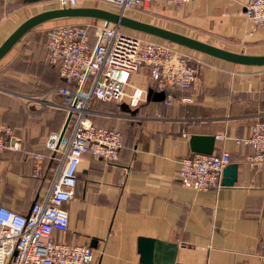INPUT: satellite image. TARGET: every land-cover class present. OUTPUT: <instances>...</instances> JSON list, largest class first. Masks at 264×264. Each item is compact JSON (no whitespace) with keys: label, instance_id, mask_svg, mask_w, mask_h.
<instances>
[{"label":"crops","instance_id":"0c3cea01","mask_svg":"<svg viewBox=\"0 0 264 264\" xmlns=\"http://www.w3.org/2000/svg\"><path fill=\"white\" fill-rule=\"evenodd\" d=\"M249 1L173 5L149 0L123 16L230 52L264 55V29L255 30L241 13ZM80 7L117 13L98 0H84ZM52 9H57L55 0H0V45L22 22ZM55 22L28 32L0 61V124L20 142L18 151L0 153V205L22 214L47 194L61 157L56 153L59 161H50L45 148L47 138L60 136L65 123L55 94L63 82L46 61L49 28L44 26ZM59 26L64 25L51 28ZM192 54L197 79L189 90L154 101L161 92L149 70L141 68L131 76L128 90L146 92L138 108L126 100L105 115L95 111L99 102L90 109L94 125L122 133L123 146L113 162L81 158L72 200L63 206L68 229L55 232L53 240L90 247L91 264H142L139 238L155 241L152 264H264V171L249 166L253 151L242 143L251 126L264 120V67ZM149 90L154 94L150 99ZM182 97L191 102H180ZM193 135L214 136L213 154H229V165L236 168L232 186L195 192L181 185L179 162L193 154ZM66 144L64 137L59 151ZM36 154L43 158L38 176L32 161ZM223 179L221 173V183Z\"/></svg>","mask_w":264,"mask_h":264},{"label":"built area","instance_id":"2783aa9c","mask_svg":"<svg viewBox=\"0 0 264 264\" xmlns=\"http://www.w3.org/2000/svg\"><path fill=\"white\" fill-rule=\"evenodd\" d=\"M84 0H55L57 9L80 7ZM114 7L117 14L144 8L149 0H98ZM183 5L191 0H165ZM255 30L264 29V0H250L241 12ZM95 27L94 43L90 44L87 26L64 25L46 32L47 63L56 68L63 86L56 91L60 108L70 120L64 137L66 147L59 151V136L50 135L45 148L49 160L59 161L56 176L47 194L32 203L27 213H18L0 205V264H91L93 250L87 246L56 243L55 232L65 233L69 218L64 204L72 200L76 173L83 156L107 162L116 161L123 146L118 130L97 127L90 120L95 102L127 105L138 108L146 92L131 88V76L141 68L149 70V79L159 92L171 99L174 90L187 91L196 82L197 63L192 51L183 52L168 42L154 41L143 35L125 33L116 25L100 21ZM169 93V94H167ZM182 103H190L187 97ZM19 140L9 136L0 124V153L18 151ZM241 143V142H238ZM243 144L253 151L248 163L264 171V120L256 121ZM60 153L59 160L55 158ZM42 156H32L34 174L39 175ZM230 164L226 152L212 155L192 154L179 162L178 180L195 192L220 190L222 170ZM264 259V255L261 256Z\"/></svg>","mask_w":264,"mask_h":264},{"label":"water","instance_id":"95a60500","mask_svg":"<svg viewBox=\"0 0 264 264\" xmlns=\"http://www.w3.org/2000/svg\"><path fill=\"white\" fill-rule=\"evenodd\" d=\"M29 2H41L43 0H27ZM91 19L103 22L105 25H116L120 28L137 32L143 35L175 44L177 46L195 51L200 54L208 55L218 60L235 65L249 67H264V55H247L243 53L230 52L190 37L148 24L126 16L96 8V7H77L52 9L36 14L22 22L0 45V61L11 51V49L31 30L48 22ZM153 91L149 90L147 98L153 96ZM154 97V96H153ZM154 101H163L165 93L155 94ZM159 97V99H158ZM70 120V115L65 119L64 126L59 136V141L63 138ZM216 140L214 136L193 135L189 139L190 151L193 154L212 155L215 150ZM222 186H232L236 179V168L233 165L226 166L222 171ZM228 178V179H227ZM155 241L148 238L138 239V252L140 263L152 264Z\"/></svg>","mask_w":264,"mask_h":264},{"label":"rangeland","instance_id":"374dc122","mask_svg":"<svg viewBox=\"0 0 264 264\" xmlns=\"http://www.w3.org/2000/svg\"><path fill=\"white\" fill-rule=\"evenodd\" d=\"M110 6V5H109ZM90 21V20H88ZM87 21V22H88ZM83 22H81L80 20H70V21H58V22H55L53 24H48V25H45L44 28H51L53 26H57V25H82ZM100 25L99 23H96V22H93V21H90L88 24H83L82 26H87L89 27L88 29L89 30H92L93 32H95V27ZM48 30V29H47ZM125 33H128V34H131V35H135L134 32H131V31H128V30H123ZM97 107L95 108V111L99 112V113H102V114H106V113H109L111 112V110H113L112 107L115 108V105L113 104H107V105H102L99 103L96 104Z\"/></svg>","mask_w":264,"mask_h":264},{"label":"trees","instance_id":"16d2710c","mask_svg":"<svg viewBox=\"0 0 264 264\" xmlns=\"http://www.w3.org/2000/svg\"><path fill=\"white\" fill-rule=\"evenodd\" d=\"M88 20H91V19H88ZM92 21L100 23V21H97V20H92ZM122 29H123V28H122ZM123 30H126V29H123ZM128 31H129V30H128ZM131 32H133V31H131ZM134 33H135V35H143V34H140V33H137V32H134ZM88 35H89V39H90V44H93V43H94V32H93L92 30H89V29H88ZM143 36L147 37L148 39L154 40V41L165 42V41H162V40H159V39L153 38V37H151V36H147V35H143ZM174 91H179V90H174ZM174 91H173V92H174ZM99 103L102 104L101 102H99ZM99 103H98V104H99Z\"/></svg>","mask_w":264,"mask_h":264}]
</instances>
